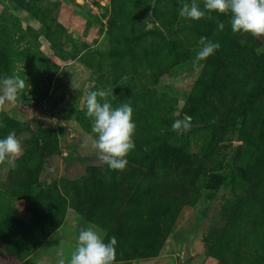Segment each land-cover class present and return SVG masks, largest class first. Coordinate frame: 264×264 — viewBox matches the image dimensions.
<instances>
[{
    "label": "rangeland",
    "instance_id": "rangeland-1",
    "mask_svg": "<svg viewBox=\"0 0 264 264\" xmlns=\"http://www.w3.org/2000/svg\"><path fill=\"white\" fill-rule=\"evenodd\" d=\"M180 7L0 0V78L26 81L21 102L0 111V138L14 131L23 146L15 169L0 165V264H56L87 227L116 237L115 264H264V36L230 39L221 87L191 116L217 54L194 66L199 39L220 42L231 14L193 21ZM100 89L133 108L122 171L91 147L84 104ZM185 116L178 135L171 125Z\"/></svg>",
    "mask_w": 264,
    "mask_h": 264
},
{
    "label": "clouds",
    "instance_id": "clouds-1",
    "mask_svg": "<svg viewBox=\"0 0 264 264\" xmlns=\"http://www.w3.org/2000/svg\"><path fill=\"white\" fill-rule=\"evenodd\" d=\"M231 14L230 26L233 33H247L253 37L264 36V0H203L201 8L198 0L185 2L181 0L179 16L188 20L198 21L204 18L212 19L211 13ZM224 25L218 22V30ZM201 46L194 58V66L213 55L221 45L208 37L199 39ZM245 43V41H241ZM26 81L19 75L0 78V111L6 104L21 102L19 94L25 89ZM115 96L113 89L90 90L85 99L86 116L91 119V147L101 163L112 170H124L128 164L126 157L135 149L134 133L136 124L133 121V108L129 103H121L113 107L108 99ZM190 116L175 119L171 130L182 135L191 128ZM0 123V127H4ZM85 140L82 147H88ZM23 154V146L14 131L0 138V165L7 164L12 169L17 167L16 160ZM117 239L111 237L105 242L102 236L93 228H82L79 231L74 250L67 259L63 251L58 252L56 264H115Z\"/></svg>",
    "mask_w": 264,
    "mask_h": 264
},
{
    "label": "trees",
    "instance_id": "trees-1",
    "mask_svg": "<svg viewBox=\"0 0 264 264\" xmlns=\"http://www.w3.org/2000/svg\"><path fill=\"white\" fill-rule=\"evenodd\" d=\"M236 34L237 33H233L231 31L230 20H229L228 24L226 25L225 29L220 35L219 43L221 47L220 49L217 50L215 65L212 68L209 78L210 83L208 85L205 84L199 94L191 97L192 106L188 111L189 115L196 116V114L200 113L202 111L203 105L206 104L208 99L221 87V79H220L221 73L222 71L223 72L225 71L226 65H228L226 64V59H225V54H227L228 52V43L230 42V39L232 37H236ZM223 62L226 64L225 66L223 65ZM5 119H9V118H5ZM7 121L8 120H6V123ZM6 123L3 124L6 125ZM5 127L6 126L0 127V131L5 132L4 131V129H6ZM34 138L40 142L41 148L44 151H46L47 155L52 154V150L47 148L46 145L47 137L39 126H36ZM34 201H35L34 198H30L28 200L29 203H32Z\"/></svg>",
    "mask_w": 264,
    "mask_h": 264
},
{
    "label": "water",
    "instance_id": "water-1",
    "mask_svg": "<svg viewBox=\"0 0 264 264\" xmlns=\"http://www.w3.org/2000/svg\"><path fill=\"white\" fill-rule=\"evenodd\" d=\"M63 154H64L65 156H67V157L72 156V153H71L70 151H64ZM35 187H36V188L39 187V184H36ZM185 253H187V252H185Z\"/></svg>",
    "mask_w": 264,
    "mask_h": 264
}]
</instances>
